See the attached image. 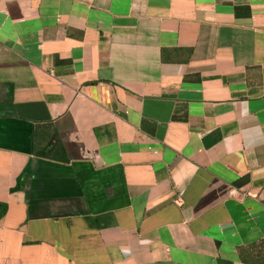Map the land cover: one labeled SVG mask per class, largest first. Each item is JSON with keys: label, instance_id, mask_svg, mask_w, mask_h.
Masks as SVG:
<instances>
[{"label": "crops", "instance_id": "1", "mask_svg": "<svg viewBox=\"0 0 264 264\" xmlns=\"http://www.w3.org/2000/svg\"><path fill=\"white\" fill-rule=\"evenodd\" d=\"M262 129L264 0H0V264H264Z\"/></svg>", "mask_w": 264, "mask_h": 264}, {"label": "trees", "instance_id": "2", "mask_svg": "<svg viewBox=\"0 0 264 264\" xmlns=\"http://www.w3.org/2000/svg\"><path fill=\"white\" fill-rule=\"evenodd\" d=\"M52 149L54 150V147H52ZM62 159H64V157ZM5 209H6L5 202L0 200V218L4 214Z\"/></svg>", "mask_w": 264, "mask_h": 264}, {"label": "built area", "instance_id": "3", "mask_svg": "<svg viewBox=\"0 0 264 264\" xmlns=\"http://www.w3.org/2000/svg\"><path fill=\"white\" fill-rule=\"evenodd\" d=\"M229 193H230V194L235 193V188H234V187L229 188Z\"/></svg>", "mask_w": 264, "mask_h": 264}, {"label": "clouds", "instance_id": "4", "mask_svg": "<svg viewBox=\"0 0 264 264\" xmlns=\"http://www.w3.org/2000/svg\"><path fill=\"white\" fill-rule=\"evenodd\" d=\"M261 132L264 133V129H262Z\"/></svg>", "mask_w": 264, "mask_h": 264}]
</instances>
